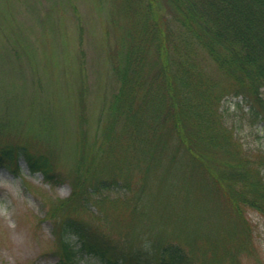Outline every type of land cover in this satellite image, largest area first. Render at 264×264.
Masks as SVG:
<instances>
[{"label":"rangeland","instance_id":"1","mask_svg":"<svg viewBox=\"0 0 264 264\" xmlns=\"http://www.w3.org/2000/svg\"><path fill=\"white\" fill-rule=\"evenodd\" d=\"M125 20L121 0H0V146L28 144L57 176L46 182L23 158L18 174L0 168V264H56L62 214L150 262L173 244L192 264H264V87L257 120L242 96L223 97L216 138L196 162L178 152L148 164L111 122ZM99 180L111 189L90 193Z\"/></svg>","mask_w":264,"mask_h":264},{"label":"trees","instance_id":"2","mask_svg":"<svg viewBox=\"0 0 264 264\" xmlns=\"http://www.w3.org/2000/svg\"><path fill=\"white\" fill-rule=\"evenodd\" d=\"M167 1L170 13L165 14L157 0H121L125 27L111 56L119 82L110 104L111 122L122 123L132 148L137 146L152 165L178 152L196 162L216 138L225 96H242L249 117L259 119L253 99L264 87V0ZM204 61L219 70L218 78L208 74ZM20 158L30 173L57 182L47 155L31 152L26 143L0 146V168L18 174ZM167 161L175 167L174 159ZM70 185L73 196L78 176ZM110 189L104 180L89 192ZM61 221L56 264H79L89 257L98 264H192L173 244H162L150 262L115 250L82 220L62 214Z\"/></svg>","mask_w":264,"mask_h":264}]
</instances>
